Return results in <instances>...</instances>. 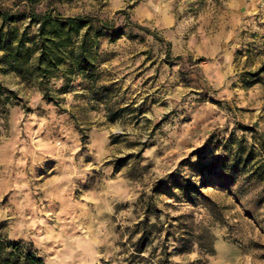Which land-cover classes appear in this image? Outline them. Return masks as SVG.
Returning <instances> with one entry per match:
<instances>
[{"label": "rangeland", "instance_id": "obj_1", "mask_svg": "<svg viewBox=\"0 0 264 264\" xmlns=\"http://www.w3.org/2000/svg\"><path fill=\"white\" fill-rule=\"evenodd\" d=\"M0 13L14 41L42 14L85 22L63 50L85 37L91 60L46 81L0 60V236L15 254L264 264V0H0Z\"/></svg>", "mask_w": 264, "mask_h": 264}, {"label": "trees", "instance_id": "obj_2", "mask_svg": "<svg viewBox=\"0 0 264 264\" xmlns=\"http://www.w3.org/2000/svg\"><path fill=\"white\" fill-rule=\"evenodd\" d=\"M19 2H26L27 4H32L35 0H18ZM35 14L33 11L29 12L30 21H35ZM1 21L13 20V17L9 16L7 13H0ZM38 25V33L36 37L26 38L25 34H20L19 38L14 41L13 32L2 33V28L0 25V50L6 51L7 54L1 57V61H6L8 58L14 59L15 71L23 76L24 73H31L34 77H40L41 81H46L49 77L55 76V71L58 70L65 61V58L68 59L69 68L85 69L90 65L91 60L86 54V40L85 37H82L79 45L73 50L65 53L63 48L66 47L71 41V32H77L79 28L83 27L86 23L83 21H75L71 18H66L64 20H59L50 14H42ZM47 25H50V29L46 30ZM136 27H139L137 24H134ZM29 42L32 44L33 48H25L23 56L19 54V48L24 47L25 43ZM15 44V45H13ZM70 45V44H69ZM76 49V50H75ZM33 50L37 51V56L34 62L29 61V53ZM21 63L24 64L25 68H22ZM49 89L44 84L42 87V93L45 98L53 100V98L48 94ZM5 95L8 101V97L13 94L12 91L6 90ZM1 95V93H0ZM116 113L111 112L109 118L110 121H113L117 118ZM242 148L240 144H237V148L233 153L234 160H237L242 155ZM249 153V152H247ZM250 157V154H248ZM211 165L206 166L209 168ZM222 168V166H221ZM161 185L164 187L167 183L174 181V174H171L167 177ZM176 187L181 189L183 192L189 193L190 188L185 184H176ZM149 215L139 221L141 226L139 232V237L136 242L133 244L134 251L136 254L143 253L147 246L151 242L152 231L149 229L151 227L149 223ZM18 242L9 241L4 237L0 236V264H43L42 260L34 255L32 252H26L22 255L15 254L18 249ZM10 249V250H8ZM163 264V262H159Z\"/></svg>", "mask_w": 264, "mask_h": 264}]
</instances>
